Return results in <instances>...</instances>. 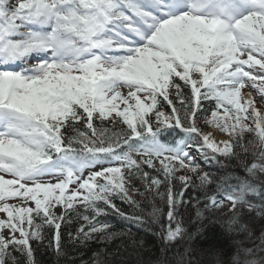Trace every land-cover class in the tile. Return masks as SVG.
Wrapping results in <instances>:
<instances>
[{"label":"snow or ice","instance_id":"6c2138e0","mask_svg":"<svg viewBox=\"0 0 264 264\" xmlns=\"http://www.w3.org/2000/svg\"><path fill=\"white\" fill-rule=\"evenodd\" d=\"M109 216L160 248L91 264H264V0H0V264H60Z\"/></svg>","mask_w":264,"mask_h":264},{"label":"trees","instance_id":"16d2710c","mask_svg":"<svg viewBox=\"0 0 264 264\" xmlns=\"http://www.w3.org/2000/svg\"><path fill=\"white\" fill-rule=\"evenodd\" d=\"M210 116V113L208 114ZM206 124L203 120L200 121V126H205ZM206 170L213 172L216 175H220L221 170L218 166L212 164H204ZM185 175H191L187 173ZM195 180V177L193 176ZM195 194V193H191ZM142 205L143 212L147 218V214L152 211V203H156L158 207H163L157 200H152L149 198L148 200L137 196L136 197ZM117 203L120 207L124 208L127 211H131L126 204H121L119 201ZM107 221L114 225V230L121 233V235L116 236L113 240H97L89 242L87 247L80 248L78 250H72L69 248V255L67 258L60 261V264H70V261L75 259L76 264H81V261H84L85 264H91L93 261V253H106L109 261H114L117 259L115 253L117 249L123 250L125 247H131L133 242L135 241L136 245L140 247L143 253H145V258L148 256L157 255V250L160 248V241L155 231L151 230L148 226L141 227L140 225L128 224L127 222L121 220L116 216H109L106 218ZM185 221H188V214L184 217ZM215 219L217 223H210V220ZM223 217L219 216L210 217L204 221V225L206 227V235L200 237L199 239L195 236V229H193V238L188 243L192 246H201L205 244L206 240H212L214 235L219 233L220 225L219 221H221ZM191 223H196V219L194 214L191 216ZM199 226V225H197ZM130 230V231H129ZM37 260L39 264H56L55 258L52 256L50 251H46L41 249L37 255Z\"/></svg>","mask_w":264,"mask_h":264},{"label":"bare ground","instance_id":"6f19581e","mask_svg":"<svg viewBox=\"0 0 264 264\" xmlns=\"http://www.w3.org/2000/svg\"><path fill=\"white\" fill-rule=\"evenodd\" d=\"M211 131L213 132V137H214V139L217 140V142H220L225 136V134L217 133L216 130H211Z\"/></svg>","mask_w":264,"mask_h":264},{"label":"rangeland","instance_id":"374dc122","mask_svg":"<svg viewBox=\"0 0 264 264\" xmlns=\"http://www.w3.org/2000/svg\"><path fill=\"white\" fill-rule=\"evenodd\" d=\"M201 127V129H202V131H205V132H208V131H211V130H213L212 129V127L210 126V125H208L207 127H203V126H200ZM217 131V133H220L218 130H216ZM220 134H223V133H220ZM184 174H187V173H185L184 172Z\"/></svg>","mask_w":264,"mask_h":264}]
</instances>
